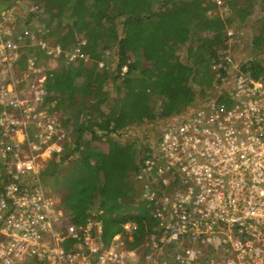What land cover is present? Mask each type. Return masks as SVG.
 <instances>
[{
    "label": "built area",
    "instance_id": "2783aa9c",
    "mask_svg": "<svg viewBox=\"0 0 264 264\" xmlns=\"http://www.w3.org/2000/svg\"><path fill=\"white\" fill-rule=\"evenodd\" d=\"M214 3L228 15L225 0ZM38 10L12 0L0 17V264H264V74L235 62L243 31L227 30L213 93L140 148L129 185L155 224L130 248L135 221L107 242L97 213L75 224L43 183L45 161L72 147L74 120L49 103L63 50L30 32L26 16Z\"/></svg>",
    "mask_w": 264,
    "mask_h": 264
},
{
    "label": "trees",
    "instance_id": "16d2710c",
    "mask_svg": "<svg viewBox=\"0 0 264 264\" xmlns=\"http://www.w3.org/2000/svg\"><path fill=\"white\" fill-rule=\"evenodd\" d=\"M32 1L39 10L26 16L30 32L38 36L35 21L40 22L50 36L57 35L63 50L46 82L49 102L76 118L72 147L67 146L59 162L54 158L46 165L42 178L59 185L61 206L75 224L83 225L97 213L107 242L123 232L128 221H135L138 229L129 247H139L155 223L144 205H134L137 192L129 185L130 177L139 169L143 145L139 138L123 139L125 133L140 125L169 123L199 96L213 93L217 73L210 67L225 51L230 27L244 33L235 50L238 68L254 76L264 74V57L259 56L264 55V12L250 18L253 9L264 7V0L245 5L225 0V17L214 0ZM11 3L0 0V17ZM184 46L186 58L179 51ZM76 47L81 53L71 59ZM247 50L253 62L240 59ZM155 99L161 102L156 113ZM160 133L159 127L151 137L156 140ZM145 135L151 141L148 132ZM65 161L72 167L59 176Z\"/></svg>",
    "mask_w": 264,
    "mask_h": 264
},
{
    "label": "rangeland",
    "instance_id": "374dc122",
    "mask_svg": "<svg viewBox=\"0 0 264 264\" xmlns=\"http://www.w3.org/2000/svg\"><path fill=\"white\" fill-rule=\"evenodd\" d=\"M31 3H34L32 0H29ZM250 0H241L240 1V3L242 4V5H245V3H248ZM219 12V11H218ZM262 12H264V7L262 6V7H256L255 9H253V11H252V14H250L251 16H250V18H253V17H257V16H259L260 14H262ZM221 13V12H220ZM224 14V13H223ZM21 15L24 17L25 15H26V7L23 9V11H22V13H21ZM224 17L225 16H227V14L226 15H223ZM23 17H22V19H23ZM252 20V19H251ZM17 24V22L15 21V23H14V25H16ZM19 24V23H18ZM45 35V32L43 31V30H41V32H39L38 33V36H37V38L38 39H40V40H42V41H47V43L49 44V45H52L53 46V44L55 43V37H54V39H53V37H51V38H44L43 36ZM236 50V49H235ZM180 55H181V57L182 58H186V55H187V47H182L180 50ZM249 55H251V56H253V54H252V52L250 51V50H247V51H245V52H242L241 51V53H240V56L242 57V59H244L245 57H249ZM260 58L261 57H264V55L262 54L261 55V53H260ZM244 57V58H243ZM212 91H214V90H212ZM212 93V92H211ZM210 93V94H211ZM202 97V99L204 100V99H206V97H204V96H199V98H201ZM197 99L195 102H194V104L195 103H199V102H197V101H200V99ZM201 99V100H202ZM153 106H154V113H156L157 111H159V109H160V107H161V102L159 101V100H154V102H153ZM195 106V105H194ZM94 115L93 114H91V116L90 117H92V118H94L93 117ZM167 124L168 123H165L164 125L165 126H167ZM164 125H162L161 126V124L160 125H156V126H149V125H147V126H137V127H133V128H131L130 130H128V132H126L125 133V135H124V137H123V139H130L131 137H134V138H139V143L141 142V144L142 145H146L148 142H149V140L147 139H145L146 138V135H145V133L146 132H148V137L150 136H153V134H154V131H156L157 129H159V127H160V130L162 131L163 130V128H164ZM156 135H158V134H156ZM155 135V136H156ZM126 137V138H125ZM155 140V138H152L151 137V141H152V143H153V141ZM150 143V142H149ZM140 144V145H141ZM140 147V146H139ZM77 157H72L71 159H76ZM60 159H61V157H58V158H56L55 160L57 161V162H59L60 161ZM52 160L53 159H47L46 161H45V163H46V165H47V167H49L51 164H52ZM71 167H72V164L71 163H69V162H67V161H65V162H62L61 164H60V167L58 168V174H59V176L60 175H66L67 173H68V170L69 169H71ZM46 169H44V171H45ZM43 171V172H44ZM136 172V171H135ZM136 174V173H135ZM52 177V176H51ZM54 178V177H53ZM43 183H44V185H45V187L46 188H48V191H49V194H51V195H53V196H55L56 198H57V200L58 201H62L63 200V195L61 194V193H58V190H59V185H56V181L54 180V179H52V180H49V178H47V176H43ZM56 179V178H55ZM133 183V182H135V177H134V174L133 175H131V177H130V183ZM135 184V183H134ZM58 188V189H57ZM131 188L132 189H134V187H132L131 186ZM55 189H57V191H56V193H54V191H52V190H55ZM136 189V188H135ZM57 195V196H56ZM137 212H138V209L136 210L135 208L134 209H132L131 210V213L133 214V215H135V214H137Z\"/></svg>",
    "mask_w": 264,
    "mask_h": 264
},
{
    "label": "crops",
    "instance_id": "0c3cea01",
    "mask_svg": "<svg viewBox=\"0 0 264 264\" xmlns=\"http://www.w3.org/2000/svg\"><path fill=\"white\" fill-rule=\"evenodd\" d=\"M212 12H213V11H210L209 14L212 13ZM39 23H40V22L35 21V25H37V24H39ZM40 24H41V23H40ZM40 26H41V25H40ZM51 37H53V39H54V37H55V40H54L55 43H56V44H59V40H58L57 35L53 34V35H51ZM51 37H50V38H51ZM79 38H80L82 41H84V42L86 41V40L83 38V36H79ZM56 66L58 67V64H56ZM100 66H101V65H100ZM101 67H102V66H101ZM49 103H50L51 105H52V104H55V105L52 106L51 108L56 110V108H55V106H56V102L53 101V102H49ZM59 111H60V110H59ZM70 116H72V118L75 117V116L72 115V114H71ZM75 119H76V118H74L73 120L75 121ZM83 120H85V118H84ZM56 196H57V195H56ZM69 216H70V215H69Z\"/></svg>",
    "mask_w": 264,
    "mask_h": 264
}]
</instances>
